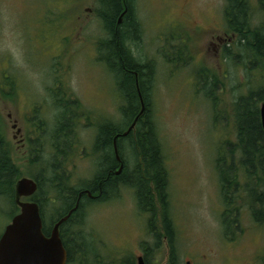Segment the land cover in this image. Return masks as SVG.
I'll return each instance as SVG.
<instances>
[{
	"label": "rangeland",
	"instance_id": "374dc122",
	"mask_svg": "<svg viewBox=\"0 0 264 264\" xmlns=\"http://www.w3.org/2000/svg\"><path fill=\"white\" fill-rule=\"evenodd\" d=\"M131 1L141 38L129 40L128 47L139 62L155 66L151 114L168 171L167 210L175 229V251L162 204L155 198L150 228L151 213L144 212L143 199L140 203L136 190L121 184L109 200L86 203L65 226L72 250L67 264H138L139 256H145V264H264V222L255 219L243 185L234 192L235 202L226 204L217 169L224 142L234 145L240 157L235 104L243 95L264 90V64L248 40L247 45L240 43L239 34L230 31L227 0ZM262 1L250 0L254 27L264 20ZM99 6V0H0L1 127L21 177L34 178L43 168L44 189L38 196L46 198L48 227L64 208L48 201L58 114L78 109L75 139L81 145L72 148L73 156L65 162L69 184L78 188H85L96 172L98 164L87 147L98 128L123 120L124 99L116 75L101 60L107 52L99 51L101 39L108 38ZM214 76L220 83L212 102L208 91ZM263 102H258L259 109ZM35 124L46 134L39 141L42 152L32 154L29 136ZM23 137L29 138L27 145ZM124 146L130 174L141 157ZM239 174L246 184L242 171ZM229 208L236 209L229 216L236 215L240 227L229 222L227 234L224 217ZM14 209L1 198L0 237L20 212L12 215Z\"/></svg>",
	"mask_w": 264,
	"mask_h": 264
},
{
	"label": "trees",
	"instance_id": "16d2710c",
	"mask_svg": "<svg viewBox=\"0 0 264 264\" xmlns=\"http://www.w3.org/2000/svg\"><path fill=\"white\" fill-rule=\"evenodd\" d=\"M261 3L264 10V1ZM99 4L98 13L108 32V38L100 41L99 51L101 53L103 51L107 52L106 56L101 57V60L116 75V84L124 99V104L121 106L123 120L108 121L99 127L96 136L95 155L97 154L101 159L96 166L94 177L87 185H84L87 189L69 184L65 162L67 163L70 160L69 157L73 156L68 150V148L70 149L68 143L72 141L73 132L64 123L55 131L52 138V147L55 154L52 153L54 155L48 165L51 166L50 169L53 174L48 180L51 187L49 190L51 197L48 196V201L63 203L64 208L59 210L57 216L53 218L51 227H48L44 220L43 211L46 198L40 199L38 196L44 189L43 168L34 177L39 183V191L33 199L40 204L44 220V232L47 235L51 232L53 225L78 204L77 209L61 226L62 238L69 253V261L72 259V250L66 237L65 226L82 213L86 203L93 202L84 191L90 190L92 195H97L101 190L99 200L107 201L115 194V191L118 192L121 184L132 186L136 190L140 203L143 199L144 212L151 213L150 228H153L152 218L156 215L155 198L162 204L165 230L169 236L171 247L175 251L173 237L175 229L167 210L168 171L164 164L163 146L151 114L150 93L154 81L155 66L152 62H139L128 47L129 40L137 41L141 38V24L136 18L134 3L131 0H99ZM250 10V0H227L225 13L228 27L234 34H239L240 43H245L244 41L248 40L247 44L251 46L256 56L264 64V20L260 26L254 27L250 23ZM124 11L126 13L122 21L119 22ZM247 44L245 43V45ZM201 74L203 75V70ZM137 82H139L140 93L146 110L138 120L135 129L117 142L119 155L125 168L123 167L121 174H116L121 166L114 154L113 138L127 130L141 111L142 102ZM219 83L220 80L214 76L213 85L208 91L212 102L217 100L216 89ZM263 98L264 90L251 92L238 98L235 104V118L240 157L237 158L233 148L234 145L226 141V143L224 142L225 147L223 146L225 151H222L224 155L217 158L221 192L226 204L230 206L235 202L234 192L236 194L240 191L239 185H243L247 188L246 193L250 198L251 209L258 222H264V129L258 106V102ZM1 124L0 121V200L6 198L15 207L14 210L17 209L13 211L12 215H14L20 210L15 201V186L22 177L19 168L12 160ZM125 143L133 149V154L137 159L138 156L141 157L140 163L138 159L130 174L127 172L128 163L123 151ZM226 148H230L231 151L228 152ZM36 149L40 153L44 146L40 145L38 147V144H36ZM227 157L230 158V163H227ZM46 171L50 172L49 169H46ZM239 171L240 173L242 171L246 184L240 182ZM109 172L110 174H108ZM105 175H108L107 179H105ZM94 184L97 187L96 191L92 189ZM256 186H261L262 191L259 192ZM235 210L229 208L228 214L226 213L224 217L227 234L230 232L229 222L235 224L237 228L240 227L238 217L236 215L229 216L231 213L235 214ZM173 264H176L175 261H173Z\"/></svg>",
	"mask_w": 264,
	"mask_h": 264
},
{
	"label": "water",
	"instance_id": "95a60500",
	"mask_svg": "<svg viewBox=\"0 0 264 264\" xmlns=\"http://www.w3.org/2000/svg\"><path fill=\"white\" fill-rule=\"evenodd\" d=\"M124 13L119 22L122 21ZM137 87L141 97V111L132 124L121 135L128 136L137 126L138 120L146 110L145 103L140 93L139 82ZM261 123L264 129V102L260 108ZM115 153L121 160L118 144L114 143ZM124 164L116 172L121 174ZM39 191V183L31 177L20 178L15 186V201L20 212L17 213L3 235L0 237V264H67L69 253L61 234V226L70 218L77 209L78 204L70 212L59 219L53 226L49 235L44 232V221L40 204L32 198ZM84 192L92 196L90 190ZM138 264H145L144 256L138 257ZM187 264H193L187 261Z\"/></svg>",
	"mask_w": 264,
	"mask_h": 264
},
{
	"label": "flooded vegetation",
	"instance_id": "af4514ba",
	"mask_svg": "<svg viewBox=\"0 0 264 264\" xmlns=\"http://www.w3.org/2000/svg\"><path fill=\"white\" fill-rule=\"evenodd\" d=\"M69 100V99H68ZM71 102L69 101V104H70ZM72 104V103H71ZM73 105V104H72ZM74 106V105H73ZM75 107V106H74ZM78 109H71V110H64V114L63 113H59L58 114V118H59V120H60V122H61V124H60V126H58L59 128L61 127V125L64 123V124H66V126L68 127V128H70V130L73 132V134H72V136H73V138H72V141L70 142V149L68 148V150H69V152L72 150V148H74V149H78L79 147H80V145H81V143H77L76 142V139H75V135H76V126L74 125V124H76L77 125V123H75L76 122V119H77V117H76V111H77ZM70 118L72 119V120H70ZM69 123V124H68ZM36 125V129H35V131H34V135L33 136H29V138H30V142H31V144H32V154L34 153V150H36V144H38V147H40V142L39 141H41L42 139H43V135L44 134H46L45 133V131H43V130H40V128H41V126H38L37 124H35ZM43 125H46L45 123H43ZM75 126V127H74ZM99 129V128H98ZM21 130H19L18 132H20ZM123 133V132H122ZM121 133V134H122ZM40 134H41V137H40ZM98 134V133H97ZM121 134H117L116 136H114V138H113V148H114V143H115V141L116 142H118L119 140H121L122 138H123V136L121 135ZM35 135H37V136H35ZM35 136V137H34ZM29 138H22V144L23 145H27V143L29 142L28 140H29ZM37 142V143H36ZM96 145H97V142H96V139H95V141H94V143L92 144V146L91 147H87V149L89 150V149H91L90 151L93 153V160H94V162L93 163H99V161H100V159L101 158H99V156L96 154L95 155V151H96ZM90 155V152H87V155ZM114 154H115V157H116V153H115V148H114ZM116 159H117V157H116ZM118 160V159H117ZM119 161V165L121 166V164H122V159H121V161L120 160H118ZM124 168H125V165H124ZM108 174H110V172L108 173ZM94 177V176H93ZM108 178V175H105V179H107ZM85 189H87V188H85ZM92 189L94 190V191H96V189H97V187H96V184H94L93 186H92ZM98 189H100V188H98ZM118 190H119V188H118ZM101 190H99V194H97V195H89L88 193H86L87 194V196L90 198V199H92L94 202L96 201V200H99V195H101ZM34 198V196L32 197V200H34L33 199ZM36 201V200H35ZM44 221V220H43ZM69 255V254H68ZM144 259H145V256H144ZM68 260H69V257H68Z\"/></svg>",
	"mask_w": 264,
	"mask_h": 264
},
{
	"label": "bare ground",
	"instance_id": "6f19581e",
	"mask_svg": "<svg viewBox=\"0 0 264 264\" xmlns=\"http://www.w3.org/2000/svg\"><path fill=\"white\" fill-rule=\"evenodd\" d=\"M120 161H121V160H120ZM122 164H123V162H122ZM122 164H121V166H122ZM119 169H120V168H119ZM119 169H118V170H119ZM118 170H117V171H118Z\"/></svg>",
	"mask_w": 264,
	"mask_h": 264
}]
</instances>
